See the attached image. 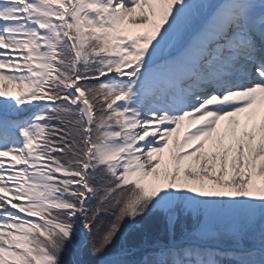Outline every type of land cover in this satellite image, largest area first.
<instances>
[{
    "label": "snow or ice",
    "instance_id": "snow-or-ice-1",
    "mask_svg": "<svg viewBox=\"0 0 264 264\" xmlns=\"http://www.w3.org/2000/svg\"><path fill=\"white\" fill-rule=\"evenodd\" d=\"M86 253L264 264V0H0V264Z\"/></svg>",
    "mask_w": 264,
    "mask_h": 264
},
{
    "label": "bare ground",
    "instance_id": "bare-ground-1",
    "mask_svg": "<svg viewBox=\"0 0 264 264\" xmlns=\"http://www.w3.org/2000/svg\"><path fill=\"white\" fill-rule=\"evenodd\" d=\"M224 123H225V122L222 121V122H221V125H223ZM195 126H196V125H194L193 128H194ZM182 133H183V131L180 132V138H181V139L183 138V134H182ZM214 141H215V134H214V137H213V141H210L208 144H205L203 151H204V152H207V151H209V150H211V151H217V150H218V147L213 146ZM193 146H194V145H193ZM185 150H189V149H185ZM193 160H194V158H193ZM165 161H166V163H169V166L171 167V163H170V159H169V152H168V150L165 151ZM190 162H191V161H190Z\"/></svg>",
    "mask_w": 264,
    "mask_h": 264
},
{
    "label": "rangeland",
    "instance_id": "rangeland-1",
    "mask_svg": "<svg viewBox=\"0 0 264 264\" xmlns=\"http://www.w3.org/2000/svg\"><path fill=\"white\" fill-rule=\"evenodd\" d=\"M126 225H127V223H126ZM126 225L124 226V231L126 230ZM131 229H133V227H131ZM130 229V231L131 232H135V230L133 229V230H131ZM149 232H150V230H149ZM125 233V232H124ZM126 235H127V233H125V236H123L122 238H121V241L119 242V243H124L125 242V239H126ZM132 235V234H131ZM130 236V235H129ZM135 240H136V238H135Z\"/></svg>",
    "mask_w": 264,
    "mask_h": 264
}]
</instances>
